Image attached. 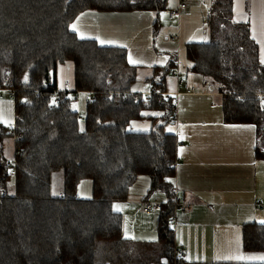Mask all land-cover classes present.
Segmentation results:
<instances>
[{"label":"trees","instance_id":"16d2710c","mask_svg":"<svg viewBox=\"0 0 264 264\" xmlns=\"http://www.w3.org/2000/svg\"><path fill=\"white\" fill-rule=\"evenodd\" d=\"M168 1L0 0V89L13 91L15 103V124L0 123V264L183 263L172 221L179 140L167 130L177 113L173 95H166L175 58L153 70L145 95L135 89L137 66L125 47L101 45L72 29L84 11L159 15ZM208 26L209 41L185 44L191 71L218 85L225 122L256 127L255 154L264 160L259 44L249 23L235 21L234 0H212ZM67 62L73 63L72 91L60 90L55 77ZM79 91L91 97L84 129L70 96ZM147 119L149 130L132 129ZM7 138L14 139L13 160L5 155ZM59 171L55 194L51 184ZM140 175L151 178L149 195L161 192L168 200L153 241L124 237L123 214L115 209ZM87 179L92 195L80 198ZM242 232L245 251H264V223H245Z\"/></svg>","mask_w":264,"mask_h":264},{"label":"crops","instance_id":"0c3cea01","mask_svg":"<svg viewBox=\"0 0 264 264\" xmlns=\"http://www.w3.org/2000/svg\"><path fill=\"white\" fill-rule=\"evenodd\" d=\"M201 3L208 7L212 0H200ZM198 6L195 0H190L180 18L168 17L181 21L185 14L187 23ZM176 7L178 1L170 0L168 15L169 10ZM160 14L146 10H88L75 19L72 29L80 37L96 39L101 45L125 47L130 64L137 66L138 72L147 71L146 77L140 73L145 86H136L140 80L135 85V89L144 91L145 95L152 89L146 80L153 75V70L165 66L173 58L176 61L173 68L185 73L186 81L196 85L193 82L199 78L197 83H202L206 78L191 71L192 63L184 57L186 49L183 47L185 40L199 39L192 30L182 36L180 26L166 28V22L162 27ZM234 19L249 23L264 63V0H234ZM157 20L159 26H155ZM174 34H178L179 39H170ZM167 84L169 87L175 85L177 90L174 75L170 74ZM187 91L178 96L175 122L171 123L172 130L171 124L167 128L176 133L179 140V162L174 179L177 195L181 202L189 204L186 211L177 212L174 223L177 250L183 253L182 264L264 262V251L244 250L242 232L245 223H264V160L255 154L256 127L225 122L221 92L211 82L204 92ZM11 104L15 105L10 98H0V123L12 122ZM13 117L15 119V114ZM150 186L151 178L140 175L130 188L128 199L115 203L123 214V236L126 238L153 241L158 237L160 211L146 213L142 210L143 203L145 200L162 203L168 200L161 192L149 195Z\"/></svg>","mask_w":264,"mask_h":264},{"label":"rangeland","instance_id":"374dc122","mask_svg":"<svg viewBox=\"0 0 264 264\" xmlns=\"http://www.w3.org/2000/svg\"><path fill=\"white\" fill-rule=\"evenodd\" d=\"M177 1H179V0H177ZM186 1L188 3V1H190V0H186ZM195 1H196V4L200 5V6H198L197 9L194 10L192 17L188 19L187 23H185V16H186L185 14H184V17L181 18L182 19L181 21H179L178 19H172V18L170 20L169 19L170 17H168L169 16L168 11H166V10L162 11L160 14L162 27H164L165 23L167 22L166 28H168V27H175L176 28V26H178V27L180 26V32H181L182 36L184 35V33L189 34V31L192 30V34L196 35L197 39H199V40H193L195 42L209 41L211 39V35H210V31H209L207 18H208V12H209L211 4L208 5V7L206 6V4H204V7H203V3L199 4L200 0H195ZM206 1L211 2V0H206ZM169 2H170V0L168 1V3ZM192 7H194V4H192ZM178 21L180 22V24ZM170 24H171V26H170ZM184 38L185 37H182V39H184ZM187 42H192V41H186L185 40L183 47L185 46V44ZM184 57L186 58V55H184ZM186 60H188V59L186 58ZM140 73L142 76L146 77L145 75H146L147 71H145V69H143L140 72H138V78L140 80V83H137L136 86L144 87L145 84H144L143 79H141V77H140ZM169 76L170 75L168 74L167 77H169ZM182 76L185 77V73H182ZM55 77H56L57 84H58L60 90H67V89L69 91L74 90V88L72 87L73 77H74V70H73V63L72 62H67L65 64L59 65ZM198 81H199V78L196 79L193 83H195L196 85H200L201 83H197ZM213 85H214V87L215 86L218 87V85L216 83L212 82V86ZM187 87H188V89L191 87L190 81H186L183 83V85L181 86V91H182L181 93H184V91H187L186 90ZM168 88H169L168 94L170 95V93H173L171 95H173L174 100H176L177 98L179 99V97L176 96L175 85L173 87L168 86ZM187 92L189 93V91H187ZM87 93L88 92H85V91H79L76 95H73V94L70 95L71 97H73L74 107L79 111L81 129L85 128L86 107H87L88 101L90 100L89 93L88 94ZM0 94L2 95V96H0V98L5 96L7 98H10V100H12L14 102V98L9 95L8 89H3V88L0 89ZM7 100H9V99H7ZM10 110H11V119H12V122L10 124H12L14 122V117H13L14 116V105L13 104L10 105ZM200 114H196V115H200ZM7 123H4V124L7 125ZM10 124H8V125L13 126V124L12 125H10ZM150 126H151V122L147 119L145 121H137V122L133 123L132 129L133 130H147V129L149 130ZM170 128L172 130V124L170 125ZM168 131H170V130L168 129ZM13 142H14L13 138L12 139L7 138L4 142L5 155L7 156V158H9V160H13V157H14ZM61 179H62V172L61 171H59L53 175L51 187H52V192L55 194L61 190ZM13 183H14V176L11 180L12 188H13ZM91 195H92V181L90 179H87L81 183V186H79L78 196L80 198H83V197L89 198V197H91ZM262 202H264V201L262 200ZM115 209L116 210L119 209L117 205H115Z\"/></svg>","mask_w":264,"mask_h":264},{"label":"built area","instance_id":"2783aa9c","mask_svg":"<svg viewBox=\"0 0 264 264\" xmlns=\"http://www.w3.org/2000/svg\"><path fill=\"white\" fill-rule=\"evenodd\" d=\"M188 6V3L186 0H179L178 1V7L170 9L169 10V16L172 18H180L182 16V12L183 10H185ZM170 39L172 40H177L179 39V35L178 34H174V35H170L169 36ZM170 74L174 75L177 78V91H176V96H179L181 94V85L185 82L184 78L181 76V72L179 69H174L171 68L169 71ZM210 86V82L208 80H203V82L200 84L199 86H195V85H191V87L188 89L189 93H197V92H204L207 87ZM10 92V91H9ZM11 96H13V91L10 92ZM167 96L169 95L168 93L166 94ZM91 98V97H90ZM177 100V99H176ZM174 100V106L177 107V101ZM58 101V98L55 97L52 107H55V102ZM15 123H13L14 125ZM12 125V124H11ZM176 193V190H175ZM173 206H174V215L172 217V221L173 223L176 222V214L178 211H184L186 209V207L188 206V204L184 203V202H180L179 198L177 197V193H176V197L174 199V201L172 202ZM163 207V203L159 202V201H147L143 203V208L142 210L146 213H151L154 210H161ZM177 253V250H176ZM179 255H177L178 257ZM176 257V258H177Z\"/></svg>","mask_w":264,"mask_h":264},{"label":"water","instance_id":"95a60500","mask_svg":"<svg viewBox=\"0 0 264 264\" xmlns=\"http://www.w3.org/2000/svg\"><path fill=\"white\" fill-rule=\"evenodd\" d=\"M164 263H167V260H164Z\"/></svg>","mask_w":264,"mask_h":264}]
</instances>
